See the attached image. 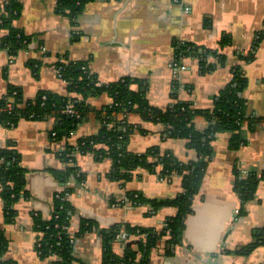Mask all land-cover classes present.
I'll use <instances>...</instances> for the list:
<instances>
[{"label":"crops","instance_id":"1","mask_svg":"<svg viewBox=\"0 0 264 264\" xmlns=\"http://www.w3.org/2000/svg\"><path fill=\"white\" fill-rule=\"evenodd\" d=\"M8 1L12 0H0V6ZM14 1L21 10L13 27L31 42L15 54L0 45V99L11 86L21 90L24 102L34 101L41 92L69 97L70 85L60 77L58 64L83 63L103 84L135 80L138 84L132 88L141 90L151 110L166 111L178 102H188L196 110L210 111L239 66L248 81L242 93L247 113L256 122L243 124L240 146L233 144L230 132H220L212 140L205 176L178 242L166 229L177 208L152 201L176 199L183 192L181 176L162 178V168L157 166L153 172L138 168L130 180L122 182L112 178L114 164L107 156L77 151L73 162L66 161L63 154L68 146L77 148L79 140L97 135L102 128L94 114L61 141L52 135L54 118L0 125V151L19 153L27 192L11 207L14 215H9L0 186V232L8 243L0 262L56 261L54 256L41 258L34 215L53 220L56 199L70 190L64 196L73 207L71 264H110L99 233L77 236L83 221L101 230L128 225L147 230L143 235L118 238L111 251L119 256L132 251L139 260L142 239L150 235L149 264H264V179L246 203L236 190L238 172L242 178L251 172L264 173V0H89L74 15L63 10V0ZM8 35L9 30L0 27V42ZM225 37L228 43L223 47ZM187 44L201 52L218 51L225 65L203 72L201 58L177 53ZM208 61L218 60L209 57ZM176 62L185 69L177 72ZM86 102L105 113L113 99L105 93ZM128 123L134 127L127 138L131 153L156 148L182 162L202 159L187 140L167 134L168 127L159 119L135 113L129 115ZM194 123L199 131L209 127L203 117ZM69 167H75L77 175L65 177ZM130 193L141 195L142 204ZM248 246L251 249L246 252Z\"/></svg>","mask_w":264,"mask_h":264},{"label":"trees","instance_id":"2","mask_svg":"<svg viewBox=\"0 0 264 264\" xmlns=\"http://www.w3.org/2000/svg\"><path fill=\"white\" fill-rule=\"evenodd\" d=\"M87 1L89 0H63L62 8L69 10L71 15H74ZM20 10V3L14 0L0 6V27L9 30V35L1 40L0 45L12 54L27 49L31 42L21 31L13 27L14 21L20 16ZM227 43L228 39L225 37L222 46L224 47ZM177 53L193 54L201 58L200 64L203 72L217 66H224L226 63V59L218 51L202 50L201 52L188 44L185 47H179ZM209 57L217 58V63L208 61ZM58 68L62 73V78L70 85L69 94L71 96L63 97L49 92H41L34 101L24 102L21 90L11 86L7 96L0 99V125L15 126L21 119L35 121L54 118L56 123L52 135L57 141H61L68 139L83 120L94 114L101 121L102 128L97 135L79 140L77 148L68 146L69 149L63 154L66 161L73 162L72 155L77 151L107 156L114 164L112 178L122 182L130 180L133 172L138 168L153 172L157 166L162 168V178H170L173 174L181 176L183 192L176 199L161 203L152 201L153 205L177 208V215L168 219L166 229L170 232L172 241L178 242L184 228V220L191 212L193 199L199 192L205 176L206 166L212 152V140L220 132H230L233 144L240 146L243 142L241 136L243 124L256 122L248 115L247 105L242 96L248 82L242 68L239 66L234 68L232 82L215 97V106L210 111L196 110L188 102H178L166 111L151 110L145 102L141 90L132 88V85L138 84L133 79L126 78L118 83L103 84L90 74L88 67L83 63H59ZM105 93L113 99V104L107 108L105 113L92 109L86 102L89 98ZM8 103L11 105L8 106ZM72 103L80 113V119L63 113L64 108ZM135 113L145 119H159L168 127L167 134L173 138L187 140L189 148L199 153L202 159L197 162H182L170 152L162 154L156 148L140 155L129 152L127 138L134 131V127L128 123V117ZM197 117H203L209 123V127L204 131L196 129L194 120ZM100 145L105 146L106 149H97ZM0 159L3 160L0 168L1 194L7 202L8 214L12 215L13 213L14 215L15 212L11 210V207L20 200L22 195H27L25 173L20 167V155L15 150L0 151ZM75 175H77V169L69 167L64 176L69 178ZM263 179L264 173L259 176L257 173L251 172L242 178L238 172L236 190L243 203L254 198L258 185ZM66 193H70V190L56 199V212L53 220L44 221L40 215H34L35 231L40 236L37 249L41 258L52 256L60 258L53 264H71L73 262V239L63 230L64 226L70 225L73 213V207L67 198H64ZM130 197L134 198L133 200L137 204H142L141 195L130 193ZM93 231L99 233L104 239L106 262L110 264H149L147 253L153 243L150 235H147L146 241L145 238L142 239L139 260H137L138 255L132 251H127L122 256L115 255L111 251L112 244L118 240L122 231L129 235L136 233L143 235L147 230L138 231V228L129 225L125 226V229L115 227L101 230L93 222L83 221L76 234L79 236ZM7 247L8 243L0 232V256L6 253ZM250 249L251 246H248L244 250L249 252ZM0 264L13 263L1 261Z\"/></svg>","mask_w":264,"mask_h":264},{"label":"built area","instance_id":"3","mask_svg":"<svg viewBox=\"0 0 264 264\" xmlns=\"http://www.w3.org/2000/svg\"><path fill=\"white\" fill-rule=\"evenodd\" d=\"M175 1H176L177 3H181V2H183V0H175ZM185 10H186V11H189V8L186 7ZM74 64H76V63H74ZM174 67L176 68L177 72H178L179 70H184V69H185V67L182 66L181 64H179V62H176ZM59 75H60V77H62V73H61L60 70H59ZM44 100H46L45 97H44ZM10 105H11V103H8V106H10ZM63 113L69 115V116L72 117V118H76V119H80V117H81L80 113L75 109L73 103H72V104H68V105L64 108ZM263 125H264V122H263ZM54 135H55V134H54ZM58 197H60V196H58ZM64 198H66V197L64 196ZM63 230L66 231V233H68V235H70V236L73 235V233H72V231H71L72 229H71V226H70V225H66V226H64V227H63ZM128 236H129L128 233L123 232V233H121V234L119 235L118 238L127 239ZM72 242H73V240H72ZM54 257L56 258V261L60 260V258H58L57 256H54Z\"/></svg>","mask_w":264,"mask_h":264}]
</instances>
